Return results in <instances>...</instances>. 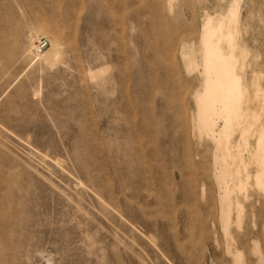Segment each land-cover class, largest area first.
I'll return each mask as SVG.
<instances>
[{
  "label": "rangeland",
  "instance_id": "rangeland-1",
  "mask_svg": "<svg viewBox=\"0 0 264 264\" xmlns=\"http://www.w3.org/2000/svg\"><path fill=\"white\" fill-rule=\"evenodd\" d=\"M0 264H264V0H0Z\"/></svg>",
  "mask_w": 264,
  "mask_h": 264
},
{
  "label": "built area",
  "instance_id": "built-area-1",
  "mask_svg": "<svg viewBox=\"0 0 264 264\" xmlns=\"http://www.w3.org/2000/svg\"><path fill=\"white\" fill-rule=\"evenodd\" d=\"M48 40L46 38H40L35 42L33 46V54L39 55L48 47Z\"/></svg>",
  "mask_w": 264,
  "mask_h": 264
},
{
  "label": "bare ground",
  "instance_id": "bare-ground-1",
  "mask_svg": "<svg viewBox=\"0 0 264 264\" xmlns=\"http://www.w3.org/2000/svg\"><path fill=\"white\" fill-rule=\"evenodd\" d=\"M34 55V54H33ZM34 56H38V55H34Z\"/></svg>",
  "mask_w": 264,
  "mask_h": 264
}]
</instances>
